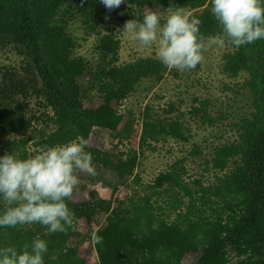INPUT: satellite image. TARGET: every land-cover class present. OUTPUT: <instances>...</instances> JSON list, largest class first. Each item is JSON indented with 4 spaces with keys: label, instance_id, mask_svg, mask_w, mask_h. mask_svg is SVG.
Segmentation results:
<instances>
[{
    "label": "trees",
    "instance_id": "obj_1",
    "mask_svg": "<svg viewBox=\"0 0 264 264\" xmlns=\"http://www.w3.org/2000/svg\"><path fill=\"white\" fill-rule=\"evenodd\" d=\"M210 7L211 0H124L109 11L100 0H0V49L11 46L23 56L18 67L0 72V137L8 140L0 156L29 158L80 137L88 141L85 151L92 154L94 166L141 183L138 148L115 156L91 136L95 128L118 130L124 115L117 106L140 81L161 80L168 68L156 56L118 64L120 42L113 28L99 37L92 66L75 55L71 25L80 20L87 33H94L111 14L126 22L142 20L148 11L186 10L200 20L205 41L221 35ZM228 44L223 69L231 76L248 75L245 86L253 111L241 119L235 141L214 148L208 160L215 171L212 180L188 182L185 159L176 160L144 192L115 199L70 197L66 203L75 230L45 235L39 224L0 228V248L22 250L41 238L48 245L44 264H92L86 247L69 241L84 237L95 217L104 214L105 224L96 232L102 243L94 244L97 264H186L195 257L200 264H264V39L239 48ZM87 73L102 95L97 107L84 103L79 80ZM150 109L146 107L138 128L139 149L166 137L187 141L178 120L156 118ZM191 113L206 124L218 122L205 104ZM200 153L195 146L192 154ZM231 248L235 258L229 256Z\"/></svg>",
    "mask_w": 264,
    "mask_h": 264
},
{
    "label": "rangeland",
    "instance_id": "obj_2",
    "mask_svg": "<svg viewBox=\"0 0 264 264\" xmlns=\"http://www.w3.org/2000/svg\"><path fill=\"white\" fill-rule=\"evenodd\" d=\"M135 9H131L130 11ZM176 9L154 11L161 17V24L167 16ZM188 14L186 10H181ZM150 12V11H148ZM125 22L119 21L114 14L109 15L94 33H87L80 20L71 25L72 34L76 37L75 55L85 58L90 65L95 66L98 60L96 50L99 37L107 29L113 28L116 39L120 42L118 64L129 63L141 57L155 56V47H145L135 39L132 33L122 32ZM202 61L191 70L167 69L161 80L144 79L138 83L134 92L121 106H117L124 119L116 131L95 128L92 138L104 150H109L117 156L138 148L140 152L138 175L142 182L137 183L133 178L121 179L114 169L95 165L96 175L89 176L78 173L79 184L73 190L71 197L74 201L98 199L110 196L132 194L135 190L144 192L146 186L153 182L158 174L167 169L176 160L185 159L182 164L186 169L187 181L201 179L203 182L212 180L215 171L208 164L214 148L218 144L235 141L239 136V123L253 111L250 91L245 86L248 79L246 73L231 76L223 69V56L229 50L228 42L223 47L211 43V39L200 41ZM22 55L14 47L0 49V72L9 67H18ZM25 76V74H24ZM83 99L87 107H97L102 102V95L93 86L90 73L80 78ZM206 105L213 117L218 118L214 125L202 121L201 115L194 116L193 107ZM33 108L35 100L31 103ZM151 106L150 113L156 118L178 120L184 128V139L166 137L160 142L152 143L139 149L138 128L142 122L146 107ZM172 107V108H171ZM7 139L0 137V150ZM199 146L201 153L194 155L193 149ZM129 150V151H128ZM94 224L84 237H74L69 241L71 246L86 247L87 255L92 264H97V254L91 236L105 224V215L95 217ZM229 256L235 258V252L229 249ZM186 264H200L198 257L186 261Z\"/></svg>",
    "mask_w": 264,
    "mask_h": 264
},
{
    "label": "clouds",
    "instance_id": "obj_3",
    "mask_svg": "<svg viewBox=\"0 0 264 264\" xmlns=\"http://www.w3.org/2000/svg\"><path fill=\"white\" fill-rule=\"evenodd\" d=\"M122 2L100 0L109 11ZM210 12L221 29L220 36L211 38L212 44L223 47L227 40L239 48L264 39V0H211ZM200 23L198 18L176 10L161 24V17L150 11L142 20L126 21L122 32L132 33L145 47H155V56L164 67L191 70L203 59ZM87 145L86 139L78 137L29 158L0 156V202L4 204L0 228L39 224L45 235L75 230L74 214L66 201L80 182L78 173L96 175L93 156L85 151ZM91 239L100 244L103 238L93 233ZM47 251V242L41 238L33 239L22 250L3 247L0 264H44Z\"/></svg>",
    "mask_w": 264,
    "mask_h": 264
}]
</instances>
